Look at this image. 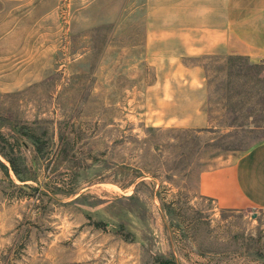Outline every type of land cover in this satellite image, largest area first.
Returning a JSON list of instances; mask_svg holds the SVG:
<instances>
[{
    "label": "rangeland",
    "instance_id": "rangeland-1",
    "mask_svg": "<svg viewBox=\"0 0 264 264\" xmlns=\"http://www.w3.org/2000/svg\"><path fill=\"white\" fill-rule=\"evenodd\" d=\"M171 0H0V264H264V214L198 194L264 140V63L203 52Z\"/></svg>",
    "mask_w": 264,
    "mask_h": 264
},
{
    "label": "crops",
    "instance_id": "crops-1",
    "mask_svg": "<svg viewBox=\"0 0 264 264\" xmlns=\"http://www.w3.org/2000/svg\"><path fill=\"white\" fill-rule=\"evenodd\" d=\"M171 9H202L204 53L218 49L264 63V0H171ZM197 191L221 209L264 214V140L201 172Z\"/></svg>",
    "mask_w": 264,
    "mask_h": 264
}]
</instances>
